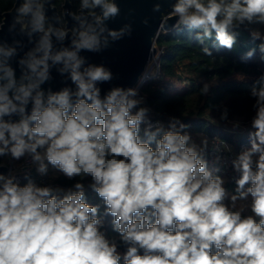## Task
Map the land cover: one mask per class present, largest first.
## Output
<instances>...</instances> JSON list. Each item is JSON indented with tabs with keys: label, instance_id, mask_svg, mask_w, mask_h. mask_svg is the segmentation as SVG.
Here are the masks:
<instances>
[{
	"label": "clouds",
	"instance_id": "clouds-1",
	"mask_svg": "<svg viewBox=\"0 0 264 264\" xmlns=\"http://www.w3.org/2000/svg\"><path fill=\"white\" fill-rule=\"evenodd\" d=\"M49 5L20 0L15 8L8 30L32 44L22 56L21 40L0 41V157H29L40 175L51 166L79 180L65 190L0 173V264H264V75L251 88L250 148L231 160L238 177L230 194L220 169L209 168L207 138L197 144L176 118L167 129L153 126L137 88L101 95L98 85L113 73L81 53L131 35V25H107L120 14L116 0H79L78 11L65 9L63 18L49 17ZM173 18L211 56L206 42L232 50L241 26L264 24V0H176L161 24ZM250 34L264 60V33ZM54 68L74 87L45 89ZM208 91L205 84L201 94ZM86 178L123 253L101 231L100 205L86 202Z\"/></svg>",
	"mask_w": 264,
	"mask_h": 264
},
{
	"label": "trees",
	"instance_id": "trees-1",
	"mask_svg": "<svg viewBox=\"0 0 264 264\" xmlns=\"http://www.w3.org/2000/svg\"><path fill=\"white\" fill-rule=\"evenodd\" d=\"M70 1L74 11L77 10L79 0ZM14 2L15 0H0V21L1 14L10 10ZM63 2L64 0H55L57 5ZM252 30L264 33V24L241 26L237 30V44L232 50L219 45L213 46L211 41L206 42L211 56L204 54V45L196 41L195 33L184 28L161 33L156 46L161 52L162 76L149 80L142 87L144 104L153 110V114L149 116L150 121L158 122L167 129L170 121L176 118L188 126L185 129L187 133H200L207 138L220 136L236 146L248 145V138L229 133L224 125L236 119H244L250 123L255 114V98L251 97L250 92L253 86H259L257 81L264 75V60L257 48L261 41L253 40L250 34ZM253 48H257L256 53L251 58H246V53ZM177 83L180 84L179 88ZM205 84L209 85V91L207 95H202L201 89ZM225 109L227 119H221ZM143 128L141 126L142 137ZM51 172L49 169V175ZM52 178L65 187H72L79 180L78 177L70 180L62 173ZM29 179L39 184L35 172H32ZM27 181L28 179L24 184ZM90 182V178L83 180L86 185ZM85 197L90 205H100V199L90 188L85 190ZM103 213L104 208L100 205V215L104 221L101 231L109 240L114 239L118 251L123 253L126 246L121 243L118 233L113 231L112 217L104 216Z\"/></svg>",
	"mask_w": 264,
	"mask_h": 264
},
{
	"label": "water",
	"instance_id": "water-1",
	"mask_svg": "<svg viewBox=\"0 0 264 264\" xmlns=\"http://www.w3.org/2000/svg\"><path fill=\"white\" fill-rule=\"evenodd\" d=\"M175 2L176 0H116L120 14L115 19L109 20L107 25L111 29H120L125 24L131 25V35L125 36L100 53L87 51L81 53L87 58L88 63L103 65L113 73L112 81L98 85L101 88V95L113 87L136 88L139 85L149 64L159 52L156 46L159 35L175 30V18L168 20L166 25L161 24L162 16L171 11V6ZM19 3L20 0H15L13 7L1 14L0 41H7L11 44L13 40H21L23 48L20 55L22 56L25 51L32 47V44L28 43L26 36L18 34V31L9 32L8 30L15 15V8ZM53 3L54 0H50L47 15L49 17L60 16L57 5ZM157 3L160 4V10L154 11V5ZM61 9L64 17L65 9L72 11L71 1L64 0ZM65 19L69 28L74 26L75 22L70 17ZM69 42L66 40L65 45ZM12 63L13 67L16 68L17 76H19V67L15 60ZM52 77L53 79L43 86L45 89L51 87L52 90L56 91L64 86L74 87L66 77L59 75L55 68L52 69ZM140 107L149 109L148 116L153 114V110L144 103ZM13 119L17 118L13 117ZM8 168L7 165H0V173L6 174Z\"/></svg>",
	"mask_w": 264,
	"mask_h": 264
},
{
	"label": "built area",
	"instance_id": "built-area-1",
	"mask_svg": "<svg viewBox=\"0 0 264 264\" xmlns=\"http://www.w3.org/2000/svg\"><path fill=\"white\" fill-rule=\"evenodd\" d=\"M177 28H175L176 30ZM173 31V30H170ZM169 32V31H168ZM161 52L159 51L158 54L154 57L153 61L149 64L147 71L144 73L143 77L141 78V81L139 85L136 87L138 89L139 97H142L145 99V96L142 94V87L145 85L146 82L152 79H157L162 76L161 73ZM154 72V73H153ZM153 126H155L158 122H152L150 121ZM216 141H213L216 139ZM210 145H209V151L207 154V159L209 161V168L215 169L217 164V167L220 169L219 174L221 177L225 178L229 181H234L235 178L238 177V174L234 172L231 160H233L240 152L247 149V145H240V146H233V144L220 136H213L211 138H208ZM224 143H226L228 146L231 147V151H227L224 147ZM214 144L220 145V152L219 153H213L211 151ZM219 155L221 157L219 163L216 162L215 156ZM9 156H4L0 158V165H7L8 171L5 175H15L17 177V180L21 185L24 184V182L29 179V177L32 175V172H35L38 175V185H50L52 187H61L65 190L72 188V187H65L52 178L51 175H49V170L47 175H40L36 171V165L32 164L29 157L22 158L19 161L13 160L12 158H7ZM88 188V185L85 184V190ZM100 205L104 208L103 202L100 200Z\"/></svg>",
	"mask_w": 264,
	"mask_h": 264
},
{
	"label": "rangeland",
	"instance_id": "rangeland-1",
	"mask_svg": "<svg viewBox=\"0 0 264 264\" xmlns=\"http://www.w3.org/2000/svg\"><path fill=\"white\" fill-rule=\"evenodd\" d=\"M177 87L178 88L180 87L179 83H177ZM148 119H149V116H148ZM236 122H239V124H240V126L238 128L233 127L234 123H236ZM142 126L145 127V125H142ZM224 127L227 129V131H229V133L235 134V136H241L243 138H248V140H249V132L252 131V129L250 127V123L248 121H245L244 119H236V120L230 121L229 123L225 124ZM189 134L191 135L193 141L196 142L197 144H199L203 138H207L206 136H203V134H200V133L199 134H195V135H193L191 133H189ZM209 145H210V142H209ZM233 146L236 147V144L233 143ZM248 148H250V143L247 145V149ZM7 158L11 159L10 156L7 157ZM215 166L217 168V164H215ZM49 169H50V172H51V170H53V168L51 166H49ZM58 173H60V172H58L57 170L54 169L51 172V175H52V177H55ZM217 174L220 175L219 173H217ZM223 179L225 181V185L224 186L228 189L229 193L230 194L234 193V190H235V187H236L235 182L226 180L225 178H223ZM225 203H229V201L226 200ZM245 214H250V213H245Z\"/></svg>",
	"mask_w": 264,
	"mask_h": 264
},
{
	"label": "flooded vegetation",
	"instance_id": "flooded-vegetation-1",
	"mask_svg": "<svg viewBox=\"0 0 264 264\" xmlns=\"http://www.w3.org/2000/svg\"><path fill=\"white\" fill-rule=\"evenodd\" d=\"M53 4H54V5H57V4L55 3V0H54V3H53ZM62 4H63V3H62ZM62 4H61V5H57V7H58V9H59V14H60V17H61V18H63V13H62V9H61ZM71 5H72V11H73V12H75V11L78 10V9H77V10L74 11L72 2H71Z\"/></svg>",
	"mask_w": 264,
	"mask_h": 264
}]
</instances>
